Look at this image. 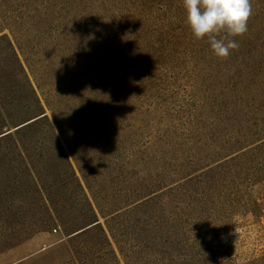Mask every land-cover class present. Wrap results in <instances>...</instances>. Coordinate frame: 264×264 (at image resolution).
<instances>
[{"label":"rangeland","instance_id":"374dc122","mask_svg":"<svg viewBox=\"0 0 264 264\" xmlns=\"http://www.w3.org/2000/svg\"><path fill=\"white\" fill-rule=\"evenodd\" d=\"M252 4L221 60L182 0H0V253L57 231L22 264H264V0ZM12 48L52 127L17 129L38 115ZM67 159L104 212L74 239L53 215L81 220Z\"/></svg>","mask_w":264,"mask_h":264},{"label":"clouds","instance_id":"9594fccd","mask_svg":"<svg viewBox=\"0 0 264 264\" xmlns=\"http://www.w3.org/2000/svg\"><path fill=\"white\" fill-rule=\"evenodd\" d=\"M185 23L196 40H204L218 59L226 60L239 48L236 37L248 32L252 0H182Z\"/></svg>","mask_w":264,"mask_h":264},{"label":"trees","instance_id":"16d2710c","mask_svg":"<svg viewBox=\"0 0 264 264\" xmlns=\"http://www.w3.org/2000/svg\"><path fill=\"white\" fill-rule=\"evenodd\" d=\"M12 49H13V54L15 56V59L19 65L20 75L23 76V78L25 79L26 86L29 92L28 99L30 100V106L28 107V111H29L28 113L31 116L38 115L33 118V119L37 118L35 121L25 126H30L33 124L42 123V122L47 121L52 127V123L50 121L49 116L47 115L45 111L44 105L42 104V99L38 93V90L35 88L33 82L31 81L30 76L28 72L26 71L24 65L22 64L20 58L18 57L16 51L14 50V48ZM67 163H68L67 166L71 173V179H72V183L74 187V196L83 205V208L80 213L81 220L80 222H78V220H71V219L64 220L63 217L58 212H54L53 215L55 219L58 220L60 227H63V226L65 228H67V226L72 227V230L67 233V236L69 237V239H74L78 236L85 235L88 230L96 228L97 226H100L99 215L103 216L104 212L102 211V209L99 207V205L96 202V197L93 193V190H92L93 188L89 180L84 177L82 181V179L78 176L73 165L70 163L68 159H67ZM188 258L193 259L192 256H188Z\"/></svg>","mask_w":264,"mask_h":264},{"label":"crops","instance_id":"0c3cea01","mask_svg":"<svg viewBox=\"0 0 264 264\" xmlns=\"http://www.w3.org/2000/svg\"><path fill=\"white\" fill-rule=\"evenodd\" d=\"M64 240L65 237L57 231L36 234L27 241L0 253V264H22Z\"/></svg>","mask_w":264,"mask_h":264},{"label":"water","instance_id":"95a60500","mask_svg":"<svg viewBox=\"0 0 264 264\" xmlns=\"http://www.w3.org/2000/svg\"><path fill=\"white\" fill-rule=\"evenodd\" d=\"M36 119H37V118H36ZM36 119H32V120H30L29 122L24 123L23 125L17 127V129H19V128H21V127H23V126H25V125H27V124H29V123L35 121ZM9 133H10V132H9ZM9 133H4V134H2L0 137H3V136H5V135H7V134H9Z\"/></svg>","mask_w":264,"mask_h":264}]
</instances>
